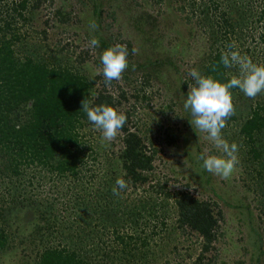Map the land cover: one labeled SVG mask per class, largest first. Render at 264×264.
I'll list each match as a JSON object with an SVG mask.
<instances>
[{
	"label": "rangeland",
	"instance_id": "1",
	"mask_svg": "<svg viewBox=\"0 0 264 264\" xmlns=\"http://www.w3.org/2000/svg\"><path fill=\"white\" fill-rule=\"evenodd\" d=\"M173 1L42 0L39 8L30 14V23L22 24V40L15 49L20 56L43 57L53 63L64 59L87 78H98L96 87L100 89L104 78L94 73L102 67V51L116 44L130 43L129 67L122 79L113 80L107 90L117 95L120 88L125 93L127 101L122 103L120 111L129 110L131 120L143 135L148 149L154 148L157 152L150 184L134 192L127 189L122 194L130 208L139 207L141 202L146 205L142 217L139 218L137 213L130 222L137 221L132 232L149 242L148 248L141 252L146 253L149 260H141L138 252L134 261L123 264H194L200 254L202 240L177 228L172 200L155 196L152 191L156 185H166L171 193L189 190L206 200L215 199L213 191L224 198L226 204L216 199L221 203L224 220L218 240L213 244L214 250L205 254L203 263L264 264V199L256 179L257 171L264 173V159L259 164L251 161L250 146L245 145L246 141L239 134L243 118L256 105L264 106V92L249 98L238 88L231 91L235 107V114L231 117L234 120H227L222 135L230 144L234 142L239 146V163L227 180L205 171L198 156L202 153L220 156L222 153L214 148L205 133L192 129L191 116L183 108L184 99L194 84L189 72L192 69L200 72L210 53L225 50L220 43L226 39L234 41V34L225 30L223 22L218 21L219 17L216 18L213 12L206 15L207 0H196L193 11L185 2L186 10L182 12L179 11L181 5ZM217 1L214 5L219 9L225 7L227 14L234 11L229 3ZM246 2L243 0L244 4ZM257 8L258 3L254 5V9ZM57 11L68 14L66 20L61 21ZM253 14L256 16V12ZM183 19H189V23ZM93 22L98 25L96 31L89 28ZM187 29H193L196 34H188ZM238 36L240 42L235 43L233 50H239L253 63L264 65V28L257 26ZM93 37L104 45L90 48L88 44ZM61 49H64L63 54ZM133 49L138 51L134 53ZM58 54L59 60L56 59ZM162 56L170 57V62L165 60V64H157ZM228 73L230 77L239 75L238 66L228 68ZM145 75H149L147 84L143 79ZM184 85L185 90L182 89ZM169 128L173 131H168ZM167 134L172 135L174 144L167 143ZM82 135L83 144L88 149H94L98 144L108 149L107 154L101 152L98 161L86 166L83 175L87 178L84 179L85 189L79 188L82 190L81 203L97 189L100 178L105 177L106 161H113L112 154H117L122 147L120 134L115 141L108 143L92 125L84 128ZM26 173L25 177H31V173L34 175L36 185L24 189L26 196L39 199L42 208L51 205L58 209L57 214L61 213L59 219L67 228L71 220L75 221L73 217L78 211L70 209L75 197L74 190L68 188L70 182H58L39 169H30ZM7 184L0 178V193L7 191ZM9 209L7 205L6 211ZM4 218L3 223H8L9 232L6 233V245L0 251V264H35L38 250L29 242V231H21L14 221L7 219V215ZM57 236L58 233L51 237ZM102 240L108 242L106 236H102Z\"/></svg>",
	"mask_w": 264,
	"mask_h": 264
},
{
	"label": "trees",
	"instance_id": "2",
	"mask_svg": "<svg viewBox=\"0 0 264 264\" xmlns=\"http://www.w3.org/2000/svg\"><path fill=\"white\" fill-rule=\"evenodd\" d=\"M195 1L174 0L172 3L180 4L179 11L182 12L186 10L185 2L193 11ZM215 2L219 1L207 0L206 15L213 12L216 18L219 17L217 20L223 22L225 30L234 34V41L226 39L221 42L225 50L210 53L201 65L200 73L227 82L231 77L228 68L219 63L221 53L230 50V43L240 42L238 35L245 30L257 26L264 28V0H247L246 4L243 0H222L233 8L229 14L225 7L219 9L215 6ZM41 3L42 0H0V178L8 182L7 191L0 193V251L6 245V233L9 232L8 223H3L7 215V219L14 221L21 231H29V242L38 250L35 264H123L134 261L138 252L141 260L148 261L147 254L141 252L148 248L149 242L132 232L137 221L130 222L137 213L139 218L142 217L146 205L141 202L139 207L130 208L122 194L127 189L134 192L150 184L157 151L148 149L143 135L131 120L129 110L124 111L127 123L119 133L122 147L117 154H112L115 157L113 161H106L105 177L100 178L97 189L81 203L82 190L79 188L85 189L84 179L87 178L83 175L86 166L98 161L101 152L107 154L108 149L102 144L88 149L83 144L82 130L91 124L82 110V102L90 106L106 104L120 111L127 97L120 88L117 95L110 93L105 80L97 89L98 78H87L64 59L53 63L43 57L17 53L15 46L23 36L21 26L30 23V14ZM255 3H258L257 9H254ZM56 14L61 21L68 16L60 11ZM187 32L196 34L193 29H187ZM125 45L130 48V43ZM170 59L162 56L156 63L165 64L164 61L170 62ZM213 65L216 66L215 71ZM143 79L147 84L149 75ZM263 110L264 106L256 105L243 118L239 130L245 145L250 146L251 161L258 164L264 159ZM229 119L234 120L232 117ZM173 141L172 135L167 134V143L174 144ZM30 169L45 171L61 183L70 182L68 188L74 190L72 194L75 196L70 209L78 211L73 217L75 221L71 220L67 228L59 219L61 213L57 214L58 209L51 205L42 208L39 199L26 196L24 189L36 187L32 173L31 177H25ZM121 178L127 182V187L120 190L119 195H114L113 188ZM256 179L264 199V173L257 171ZM152 192L159 198L172 200L177 228L202 240L201 251L194 264H210L202 260L205 254L214 250L213 244L218 240L224 220L218 200L226 204L224 198L215 191V199L210 200L197 197L189 190L171 193L166 185H156ZM7 205L10 206L8 211ZM237 206L241 208L242 205ZM57 233V238H52ZM97 235H101L99 239ZM102 236L107 237V243ZM41 237L46 238L40 240Z\"/></svg>",
	"mask_w": 264,
	"mask_h": 264
},
{
	"label": "clouds",
	"instance_id": "3",
	"mask_svg": "<svg viewBox=\"0 0 264 264\" xmlns=\"http://www.w3.org/2000/svg\"><path fill=\"white\" fill-rule=\"evenodd\" d=\"M97 27L94 22L89 25L91 31H96ZM88 46L99 48L100 40L93 37ZM228 48L229 51L221 53L219 63L225 68L238 66L239 75L232 76L227 82H221L192 69L189 75L194 84L183 103L184 110L191 116L189 122L192 129L205 133L214 148L222 153L220 156L202 153L198 160L202 162L205 171L224 180L232 176L239 163V146L234 142L230 144L222 135L227 120L235 114L231 89L238 88L249 98H255L264 92V65L253 63L239 50H232L236 48L235 44L230 43ZM137 51L138 49H133L134 53ZM128 55V47L125 44H116L104 49L100 55L102 67L94 75H102L106 85H110L113 80H121L122 74L129 67ZM215 70L216 66L213 65V71ZM82 110L88 122L101 132V139L108 143L116 140L127 123L123 112L106 104L90 106L82 102ZM126 187L127 182L122 178L118 179L113 194L119 195V191Z\"/></svg>",
	"mask_w": 264,
	"mask_h": 264
}]
</instances>
